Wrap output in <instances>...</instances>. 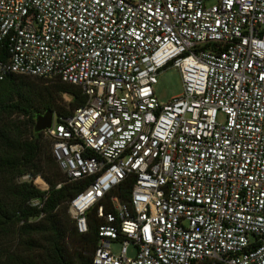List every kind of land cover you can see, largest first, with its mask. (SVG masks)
<instances>
[{"label": "built area", "instance_id": "built-area-1", "mask_svg": "<svg viewBox=\"0 0 264 264\" xmlns=\"http://www.w3.org/2000/svg\"><path fill=\"white\" fill-rule=\"evenodd\" d=\"M207 1L0 0V80L58 79L86 100L42 133L82 185L77 233L101 221L92 264H264V0ZM168 68L183 92L160 104Z\"/></svg>", "mask_w": 264, "mask_h": 264}, {"label": "trees", "instance_id": "trees-1", "mask_svg": "<svg viewBox=\"0 0 264 264\" xmlns=\"http://www.w3.org/2000/svg\"><path fill=\"white\" fill-rule=\"evenodd\" d=\"M5 48L3 44L2 57H6ZM43 81L15 75L0 80V238L12 237L24 252L20 256L5 251L4 259L11 264H92L101 221L91 211L87 215L89 232L77 233L68 202L82 185L65 181L53 159L52 142L34 131L38 115L51 110L57 121L66 119L86 100L77 87L58 79L47 85ZM62 94L71 97L69 110L56 104ZM25 174L42 176L48 192L18 184L17 179ZM58 184H62L60 189ZM116 193L126 202L129 187H120ZM44 197L41 211L29 206L31 200ZM41 214L38 222H31Z\"/></svg>", "mask_w": 264, "mask_h": 264}, {"label": "rangeland", "instance_id": "rangeland-1", "mask_svg": "<svg viewBox=\"0 0 264 264\" xmlns=\"http://www.w3.org/2000/svg\"><path fill=\"white\" fill-rule=\"evenodd\" d=\"M215 0H208L206 2L207 6L214 4ZM36 82V80H35ZM40 82V81H39ZM38 82V83H39ZM42 82V81H41ZM47 82L44 85L49 84L50 81H43ZM41 84V83H40ZM38 84L39 86H41ZM154 92L157 100L160 104H167L173 98L178 97L182 94V81L180 73L175 68H168L163 70L157 77V84L154 86ZM71 102V97L67 94H62L58 99L56 104L60 107H63L66 110H69V103ZM55 114V113H54ZM54 120H56V115L54 116ZM45 138V137H44ZM47 139V138H46ZM51 142L49 139H47ZM60 171V170H59ZM62 177L65 179V176L60 171ZM43 178V177H42ZM44 179V178H43ZM45 180V179H44ZM40 218L33 219L31 222H38ZM120 243L113 242L111 244V250L114 255H119L120 253ZM9 253V255H24L23 249L15 245V239L9 237L7 239L0 238V264H11L9 261L4 259L5 254L4 252ZM135 254V248L133 246H128L126 249V257L132 258Z\"/></svg>", "mask_w": 264, "mask_h": 264}, {"label": "water", "instance_id": "water-1", "mask_svg": "<svg viewBox=\"0 0 264 264\" xmlns=\"http://www.w3.org/2000/svg\"><path fill=\"white\" fill-rule=\"evenodd\" d=\"M54 112L49 110L46 111L43 115H38L35 121L34 131L36 133H41L46 129H49L54 121Z\"/></svg>", "mask_w": 264, "mask_h": 264}]
</instances>
